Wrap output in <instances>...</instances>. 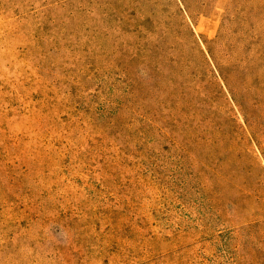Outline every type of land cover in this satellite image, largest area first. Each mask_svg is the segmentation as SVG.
<instances>
[{"label": "rangeland", "instance_id": "374dc122", "mask_svg": "<svg viewBox=\"0 0 264 264\" xmlns=\"http://www.w3.org/2000/svg\"><path fill=\"white\" fill-rule=\"evenodd\" d=\"M0 264H264V0H0Z\"/></svg>", "mask_w": 264, "mask_h": 264}]
</instances>
